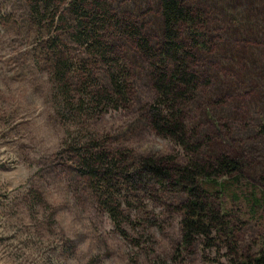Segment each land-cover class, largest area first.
Returning <instances> with one entry per match:
<instances>
[{"label":"rangeland","instance_id":"374dc122","mask_svg":"<svg viewBox=\"0 0 264 264\" xmlns=\"http://www.w3.org/2000/svg\"><path fill=\"white\" fill-rule=\"evenodd\" d=\"M101 1L157 41V0ZM182 1L203 15L199 40L210 50L200 69L208 81L187 122L200 140L207 138L206 155L236 152L242 158L241 192L259 197L264 191V0ZM28 17L25 0H0V264H228L223 251L204 258L199 245L175 256L180 217L148 200H142L145 210L140 202L127 210L143 221L130 231L138 246L113 230L75 172L68 140L104 138L135 158L174 156L180 163L182 150L158 138L145 121L154 92L137 58L126 59L134 76L127 109L80 125L63 121ZM230 205L244 214L241 251H255L264 238V213L252 217L242 201Z\"/></svg>","mask_w":264,"mask_h":264},{"label":"trees","instance_id":"16d2710c","mask_svg":"<svg viewBox=\"0 0 264 264\" xmlns=\"http://www.w3.org/2000/svg\"><path fill=\"white\" fill-rule=\"evenodd\" d=\"M25 1L63 121L80 125L127 109L134 76L126 59L137 58L154 92L145 121L158 138L182 150L185 162L180 163L174 156L135 158L127 150L113 149L104 138L68 140L66 153L74 170L86 181L113 230L138 246L139 238L130 231L143 221L127 210L131 202H140L145 210L142 200H148L180 217L175 256L199 245L204 258L210 251H223L228 264H264V238L255 251L243 253L238 235L245 225L243 213L228 207L229 202L235 206L242 201L255 217L264 213V191L259 197L241 192L242 158L236 152L206 155L207 138L200 140L187 122L208 81L200 70L210 53L199 40L203 15L182 0H157L160 24L154 42L135 20L113 15L101 0ZM122 48L131 56L125 57Z\"/></svg>","mask_w":264,"mask_h":264}]
</instances>
